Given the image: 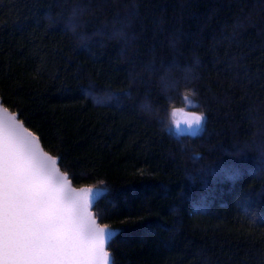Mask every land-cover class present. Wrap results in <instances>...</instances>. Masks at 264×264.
Here are the masks:
<instances>
[{
  "label": "trees",
  "instance_id": "1",
  "mask_svg": "<svg viewBox=\"0 0 264 264\" xmlns=\"http://www.w3.org/2000/svg\"><path fill=\"white\" fill-rule=\"evenodd\" d=\"M0 99L106 190L113 264H264V0H0Z\"/></svg>",
  "mask_w": 264,
  "mask_h": 264
},
{
  "label": "water",
  "instance_id": "2",
  "mask_svg": "<svg viewBox=\"0 0 264 264\" xmlns=\"http://www.w3.org/2000/svg\"><path fill=\"white\" fill-rule=\"evenodd\" d=\"M105 191L75 186L0 99V264H113L119 230L93 211Z\"/></svg>",
  "mask_w": 264,
  "mask_h": 264
},
{
  "label": "rangeland",
  "instance_id": "3",
  "mask_svg": "<svg viewBox=\"0 0 264 264\" xmlns=\"http://www.w3.org/2000/svg\"><path fill=\"white\" fill-rule=\"evenodd\" d=\"M195 102L185 98V107L173 109L170 112V127L177 133L198 134L202 131L205 115L194 109Z\"/></svg>",
  "mask_w": 264,
  "mask_h": 264
}]
</instances>
